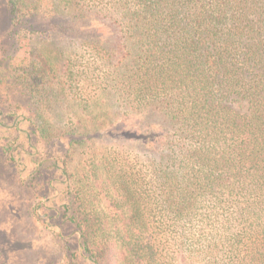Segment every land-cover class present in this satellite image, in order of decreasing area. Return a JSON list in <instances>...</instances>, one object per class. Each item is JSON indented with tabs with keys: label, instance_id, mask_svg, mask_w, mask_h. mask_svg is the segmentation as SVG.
<instances>
[{
	"label": "trees",
	"instance_id": "obj_1",
	"mask_svg": "<svg viewBox=\"0 0 264 264\" xmlns=\"http://www.w3.org/2000/svg\"><path fill=\"white\" fill-rule=\"evenodd\" d=\"M30 3L10 0L13 28ZM59 35L106 68L78 70L95 89L76 100L106 96L108 124L59 127V218L88 262L264 264V0H59ZM21 71L46 86L47 65Z\"/></svg>",
	"mask_w": 264,
	"mask_h": 264
},
{
	"label": "rangeland",
	"instance_id": "obj_2",
	"mask_svg": "<svg viewBox=\"0 0 264 264\" xmlns=\"http://www.w3.org/2000/svg\"><path fill=\"white\" fill-rule=\"evenodd\" d=\"M30 2L33 27L25 22V29L12 27L10 0H0V264H90L75 226L59 218V127L83 133L97 121L108 124L106 116L96 118L97 110L110 109L106 96L89 107L76 100L77 89L92 97L95 89L90 81L79 83L78 70L93 76L96 67L106 68L91 48L59 35V0ZM32 64L50 70L46 86L34 93L23 85L21 71ZM70 72L74 89L59 96V77ZM44 123L58 136L50 143L35 135ZM105 137L98 148L114 144Z\"/></svg>",
	"mask_w": 264,
	"mask_h": 264
}]
</instances>
